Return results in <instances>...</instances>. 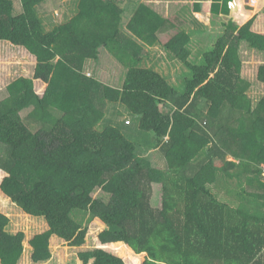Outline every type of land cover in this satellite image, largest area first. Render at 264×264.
I'll return each instance as SVG.
<instances>
[{"label":"trees","instance_id":"16d2710c","mask_svg":"<svg viewBox=\"0 0 264 264\" xmlns=\"http://www.w3.org/2000/svg\"><path fill=\"white\" fill-rule=\"evenodd\" d=\"M75 1L74 16L47 31L38 8L48 0H20L19 14L14 0H0V42L37 60L33 78L14 81L0 101V189L49 228L30 241L33 260L50 258L54 236L83 246L88 229L76 216L88 214L106 226L102 245H127L146 254L143 264H264V97L249 96L240 49L247 43L264 52V37L250 33L252 21L241 28L229 21L195 55L181 20L142 0ZM124 17L143 47L179 30L164 48L186 68L180 84L141 65L149 52H132ZM100 49L126 70L122 87L85 82L86 63ZM34 80L48 84L43 97ZM257 80L264 84V65ZM30 100L34 107L23 116ZM125 113L139 122L129 132L137 142L115 125ZM151 152L161 154L164 171L151 165ZM234 179L240 189L228 194L239 203L220 200L214 186ZM98 189L108 202L93 197ZM9 223L0 212V264H20L25 234L8 232ZM132 259L103 248L80 255L82 264Z\"/></svg>","mask_w":264,"mask_h":264},{"label":"rangeland","instance_id":"374dc122","mask_svg":"<svg viewBox=\"0 0 264 264\" xmlns=\"http://www.w3.org/2000/svg\"><path fill=\"white\" fill-rule=\"evenodd\" d=\"M154 1L155 5L153 4ZM141 2L151 8L154 5V9L157 6L158 12L162 8H164V14L168 16L166 18H172V14L178 17V15L175 14V11H180L179 9L181 8L182 4L181 2L177 3L175 0H142ZM14 3L16 9L15 13L19 14L21 12L20 0H14ZM77 5L78 4L75 0H48V2L44 4L42 8H38V12L40 14V17L44 21L46 30L51 31L57 23L69 21V19H71L76 13ZM182 12L186 13L187 11L183 10ZM178 18L181 20L178 25L181 24L185 31L187 28L203 31L201 25H198L195 22L192 23V19L186 18L185 15H183L182 18L180 16ZM129 19L130 18L128 17H124L123 19V36H125V38L127 39L126 43L130 42L132 44L131 49L133 53V49L138 50L139 52L140 50L149 52V55H145L143 57L141 65L145 68H154L156 71L166 76L170 83L174 85L180 84L183 80L182 75L183 73L185 74L186 68L178 62L176 63L174 62V60H171L172 58L168 56V52L164 48L165 43L172 39L174 34L179 31L171 29L167 33L161 34L159 36V42L157 44L153 46L145 45L143 47L142 45L144 43L137 42V36L130 30ZM126 33H128L130 36H127ZM210 33H212V31ZM214 33H218L217 35L221 36L225 33V30L220 26L218 28H215ZM193 36L195 38V41H193L190 45L193 54L198 55V52H201L204 48L207 47L206 44L208 43L209 39L200 33H196ZM227 39H229V36ZM128 49L130 50V46L128 47ZM240 49L242 52V59L245 61L244 66H246L247 64L244 70V74L246 77L248 73L250 75H253L255 69H250L251 71H249V66L252 65V60L251 62L247 61V58H249L247 43H243ZM99 53V57L96 61L90 60L86 63L85 69L82 73V76L85 77V82L88 83L91 80H94L99 83H105L115 87H122L126 77V70L124 69L122 64L116 61L112 57V55L105 49H100ZM36 64V58L26 49L13 46L7 42H0V101L9 98L10 95H12L10 85L14 81L22 77L28 79L33 78ZM254 64L258 65L257 62H255ZM47 88L48 84L43 83L39 80H34V89L40 97H43L46 94ZM252 96H256V99H258L260 97V94L259 92H256ZM30 102L32 103L28 104L24 109L21 110V114L23 116H26L28 112L34 107L33 101L30 100ZM94 103L97 104L96 101ZM70 112V114H72L73 110H71ZM120 112L123 113V110ZM115 118V125H117L130 140L137 142L135 135H129V132L138 129L139 122L137 118L132 115L128 116V114L126 113L124 115H121L120 117L116 116ZM126 122H131V124L128 125ZM148 155H150L151 159H148L149 162L151 163V165L155 166L156 169H159L161 171H164L166 169V166L159 152H151V154L149 153ZM2 176L5 175L0 173V182L2 180ZM231 184L233 188L240 189L238 187L237 180H232ZM229 187L231 186L229 185ZM242 187L244 188V180ZM155 188L157 195L154 194L153 205L158 207L161 204V199L158 195L160 194V186L157 185ZM226 190V187L222 183L214 186L213 188V191L218 194L221 200H227V202L230 203H239V201L234 200L233 197L227 194ZM252 190H255V188H252ZM93 197L96 199H102L105 202H108L110 198L109 195L105 194L100 189L96 190L93 193ZM0 212H2L10 219L8 232L12 234L24 232L25 234L24 252L20 260V264H82V262L80 261L81 253L90 252L98 248H103L106 251L113 253L114 255L121 258L128 257L131 260H133L132 258H136L137 263L133 264H143L147 257L146 254H135L133 250L130 249V247H128L127 245H102L98 239V236L102 231H104L106 226L97 218H93L92 220H90V215L80 214L76 216V219L83 225V227H86L88 229L85 244L81 247H72L69 246L67 242L54 236L50 240V258L43 262L36 263L33 260V249L30 246V241L36 235L48 231L49 228L45 219L43 217H34L25 214L17 205H15L8 197H6L2 193L1 189Z\"/></svg>","mask_w":264,"mask_h":264},{"label":"crops","instance_id":"0c3cea01","mask_svg":"<svg viewBox=\"0 0 264 264\" xmlns=\"http://www.w3.org/2000/svg\"><path fill=\"white\" fill-rule=\"evenodd\" d=\"M175 1L177 3L178 2L182 3L181 8L179 9L180 11H175V14L178 15V17L180 16L181 18L183 17V15H185L186 18L192 19L191 21L192 23L195 22L198 25H201L203 29V31L195 30L192 28L186 29L187 31L186 33L191 35L192 42L195 41V38L193 35L196 33H200L203 36L205 32L209 33V35L206 36L209 40L212 38L213 39L216 38L218 36L217 35L218 33L216 34L214 33L215 28H218L220 26L222 28L223 25L228 24L229 21H233L240 28L244 26L246 23L252 21L253 23L251 26L250 33L260 36V37H264V0H180V1L175 0ZM153 4L155 5V1ZM154 10L158 12V7L156 6ZM183 10H186L187 12L186 13L182 12ZM158 13L162 14L164 17H168L164 14V8H162ZM175 31H179V30L175 28ZM211 31L212 33H210ZM176 34H174V36ZM190 48H191V45H190ZM247 50H248V55H249V58H247V61L251 62L252 60L251 62L252 65L249 66V71H251L250 69H255V72L253 75H250L248 73L246 77L244 74V70L247 64L246 66H244L245 61L243 60L242 77L251 84L248 94L252 98V100L256 102L258 101V99L260 100L261 98L264 97V84L258 82L257 80L259 67L264 65V52L258 51L255 48L253 49L247 48ZM255 62H257L258 65H255L254 64ZM256 92H259L260 94V97L258 99H256V96H252ZM228 159L233 160V158L230 156L228 157ZM220 183H222L226 187L227 194H228V191L231 188H233L231 182H228V183L220 182ZM229 185L231 187H229ZM215 195L218 196L217 193H215ZM224 202H227V200Z\"/></svg>","mask_w":264,"mask_h":264}]
</instances>
